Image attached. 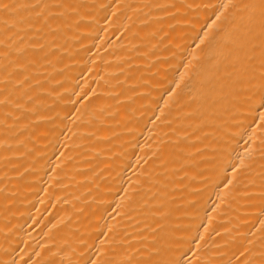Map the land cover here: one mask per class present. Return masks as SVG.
<instances>
[{"label": "bare ground", "instance_id": "bare-ground-1", "mask_svg": "<svg viewBox=\"0 0 264 264\" xmlns=\"http://www.w3.org/2000/svg\"><path fill=\"white\" fill-rule=\"evenodd\" d=\"M0 264H264V0H0Z\"/></svg>", "mask_w": 264, "mask_h": 264}]
</instances>
